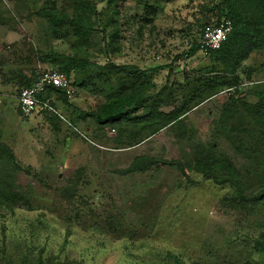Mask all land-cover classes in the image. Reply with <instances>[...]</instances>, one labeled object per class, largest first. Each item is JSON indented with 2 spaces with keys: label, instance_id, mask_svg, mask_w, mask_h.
Wrapping results in <instances>:
<instances>
[{
  "label": "rangeland",
  "instance_id": "1",
  "mask_svg": "<svg viewBox=\"0 0 264 264\" xmlns=\"http://www.w3.org/2000/svg\"><path fill=\"white\" fill-rule=\"evenodd\" d=\"M43 1L0 0V141L13 149L22 165L29 166L31 173L22 180L35 183L36 190L33 210L26 206L0 216V264H37L40 255L86 264H161L168 251L181 253L184 264H244L247 260L264 264V205L252 210L228 199L221 201L229 188L199 175L187 182L169 166L127 175L119 171L137 154L176 152L173 133L165 132L131 148H115L117 130L112 126L101 130L105 134L101 140L92 131L91 118L74 121L79 110H91L104 101L102 94L80 88L70 99L79 110L57 100L55 123L42 109L29 116L20 113V86L14 79L18 69L38 74L53 68L45 54L69 52L74 42L49 34L38 13ZM58 1L59 5L71 3ZM144 1L119 0L117 37L112 39L113 26H109L102 38L103 27L97 24L86 54L103 64H137L140 68L172 64L171 72L167 67L154 72L152 92L160 90L167 79L176 86L185 84L187 76L193 80L200 76L198 72L208 74L202 68L210 65L209 53L199 50L188 57L184 53L200 39L202 21L209 16L203 5L210 0H148L157 6L152 12ZM248 62L261 64L264 52L254 53ZM241 76L244 81L243 72ZM256 76L263 78L264 69ZM229 93L190 114L202 139L209 140L212 120ZM176 95L181 96L180 92ZM172 107L170 103L165 110ZM220 143L234 155L225 140ZM81 168L77 194L69 198L60 194L58 187ZM34 172L41 181L34 179ZM258 175L261 172L254 168L247 176L248 192L257 189Z\"/></svg>",
  "mask_w": 264,
  "mask_h": 264
},
{
  "label": "trees",
  "instance_id": "2",
  "mask_svg": "<svg viewBox=\"0 0 264 264\" xmlns=\"http://www.w3.org/2000/svg\"><path fill=\"white\" fill-rule=\"evenodd\" d=\"M63 1V0H61ZM65 1V0H64ZM141 1V0H139ZM70 4L59 5L58 0H44L38 13L44 17L49 34L57 39H74L69 52L52 50L45 54L46 61L53 68L65 72L76 89L93 90L104 97V101L91 110H79L70 103L63 90L50 87L48 96L73 105L79 113L74 121L91 118L94 122L95 137L102 140L105 134L101 130L112 126L117 130L115 148H131L147 139L160 136L165 132L173 133L176 152L168 155L137 154L122 170L124 175L136 172L145 173L157 170L161 166L174 168L187 182H194L199 175L203 180L229 188V193L222 199L231 204L248 206L250 209L264 205V77L255 75L264 69V62L249 63L254 53L264 52V0H210L203 5L206 14L201 24L200 35L204 27L228 18L233 29L221 47L209 53L210 65L198 72L200 76L190 80L185 77V84L176 86L166 80L160 90L152 92V76L165 67L171 72L172 64L140 68L137 64L100 63L86 54V46L96 37L97 24L105 38L108 27L113 26L112 39L118 35L116 15H119V0H70ZM103 6L99 8V4ZM144 7L157 6L144 1ZM211 13V14H209ZM152 21V18H147ZM200 49L196 38L185 56H192ZM260 67V68H259ZM24 68H19L14 76L19 82V92L30 86L36 78L26 75ZM35 72V70H32ZM244 73L245 80L243 81ZM38 76V74H37ZM36 76V77H37ZM246 82V84H244ZM190 86V88H189ZM227 91L217 116L212 120L209 140L199 137V129L190 122L189 116L210 100ZM176 92H180V98ZM173 103V107H165ZM48 119L55 123L59 116L47 109ZM90 126V125H88ZM225 140L232 149L230 154L221 146ZM245 159V162L241 159ZM254 160V162H252ZM246 161L251 165L246 164ZM246 170L247 175L242 171ZM253 167V169L251 168ZM255 168L258 175L257 189L247 191L248 175ZM31 173L29 166L22 165L13 149L0 141V216L5 212L14 213L19 208L33 210L32 199L36 195L35 183L24 182V174ZM76 173V174H75ZM66 178L65 185L58 187L59 193L67 198L75 196L83 168ZM35 180L37 172L32 173ZM261 234H264L262 231ZM254 247L260 249L257 244ZM264 248V242L262 243ZM181 253L168 251L161 264H184ZM13 264V263H10ZM37 264H86L81 260L66 257L40 255ZM244 264H259L247 260Z\"/></svg>",
  "mask_w": 264,
  "mask_h": 264
},
{
  "label": "built area",
  "instance_id": "3",
  "mask_svg": "<svg viewBox=\"0 0 264 264\" xmlns=\"http://www.w3.org/2000/svg\"><path fill=\"white\" fill-rule=\"evenodd\" d=\"M232 29L233 23L228 18H223L218 23L206 25L199 39L201 51L204 54H208L211 50L219 49ZM50 87L63 90L68 99L76 96V86L65 72L55 68L44 69L38 73L35 81L30 86L23 87L20 90L18 94L20 113L23 116H29L39 109H47L59 115L53 104L54 97L47 95ZM78 131L86 137L84 132Z\"/></svg>",
  "mask_w": 264,
  "mask_h": 264
},
{
  "label": "crops",
  "instance_id": "4",
  "mask_svg": "<svg viewBox=\"0 0 264 264\" xmlns=\"http://www.w3.org/2000/svg\"><path fill=\"white\" fill-rule=\"evenodd\" d=\"M24 71V73L26 74V75H31V76H33L34 78H36V76H37V74H35V72H33V71H31V70H27V69H24L23 70ZM31 72V73H30Z\"/></svg>",
  "mask_w": 264,
  "mask_h": 264
}]
</instances>
